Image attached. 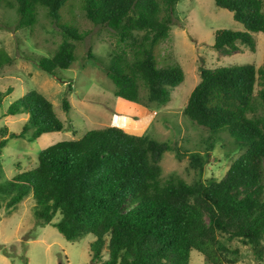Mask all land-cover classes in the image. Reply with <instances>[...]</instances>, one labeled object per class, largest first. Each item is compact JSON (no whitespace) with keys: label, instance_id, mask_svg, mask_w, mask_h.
<instances>
[{"label":"trees","instance_id":"16d2710c","mask_svg":"<svg viewBox=\"0 0 264 264\" xmlns=\"http://www.w3.org/2000/svg\"><path fill=\"white\" fill-rule=\"evenodd\" d=\"M67 0H0L14 7L16 28L31 27L38 9L56 22L61 41L48 57L26 56L46 73L56 75L75 59V43L86 30L58 23ZM72 3L74 0H71ZM179 0H80L79 8L96 26L113 30L117 45L110 50L106 76L114 95L126 101L163 105L170 90L184 79L176 63L161 62L157 44L168 35ZM232 12L242 30L217 29L212 48L228 54L238 43L255 50L253 33H264L262 0H214ZM90 57H94L89 52ZM11 58L0 54V66ZM183 113L209 131L205 155H187L199 178L188 182L174 174L161 180L159 164L169 141L128 133L115 125L86 131L76 140H59L37 154L35 167L0 183V208L8 213L27 196L35 201L39 224H52L68 241L92 234V259L103 264H189L190 252H200L209 264H234L241 258L234 240L247 246L257 263L264 258V65L253 63L199 69ZM259 88L255 91V86ZM70 85V84H69ZM11 88L0 91V103ZM63 107L69 108L64 99ZM23 114L19 132L0 136L2 149L13 137L34 141L43 133L65 127L52 103L39 91L27 90L1 115ZM7 128L0 132H7ZM226 132L243 152L219 178L201 179L214 142ZM27 134L29 136H27ZM19 168V163H17ZM57 216V220H53Z\"/></svg>","mask_w":264,"mask_h":264},{"label":"rangeland","instance_id":"374dc122","mask_svg":"<svg viewBox=\"0 0 264 264\" xmlns=\"http://www.w3.org/2000/svg\"><path fill=\"white\" fill-rule=\"evenodd\" d=\"M262 10L264 12V0ZM80 0H67L59 10L58 23L79 27L88 33L75 43V59L67 69H57L50 75L26 56H51L62 37L59 28L38 9L37 21L31 27L16 28L18 15L14 7H0V54L11 58L0 66V91L11 92L0 103V129L6 127L7 136L19 132L26 119L23 114L1 115L7 106L23 96L27 90L42 93L53 105L63 122L64 129L43 133L34 141L25 137L8 139L2 149L0 183L11 179L17 172L35 167L37 154L42 148L59 140H76L91 129L119 126L128 133L147 134L160 141H169L172 150L164 152L159 164L160 179L174 174L188 182L199 178L191 167L189 157L176 155L198 152L205 155L210 139L207 128L192 122L184 113L187 98L200 80L201 66L217 67L253 63L264 65V33H253L255 50L238 43V49L225 54L212 48L217 29L242 30L232 12L219 7L214 0H179L175 5L168 37L157 44L156 56L161 62L176 63L184 72L183 81L170 90L169 100L156 107L145 104V91L139 89L140 101H126L114 95V84L106 76L108 54L116 47L113 30L92 24L80 10ZM89 52L94 57L89 56ZM70 84V85H69ZM259 88L256 84L255 91ZM69 102L68 110L63 100ZM212 147L211 156L204 164L201 179L221 178L229 165L242 152L226 132L220 133ZM27 136H29L27 134ZM1 138V137H0ZM19 163V168L17 167ZM35 201L27 195L15 209L8 213L0 208V264H103L108 258L106 247L100 259H92L90 242L92 234L68 241L52 224H39L34 215ZM53 220H57V216ZM264 243V242H263ZM231 247H238L241 258L234 264L257 263L251 250L234 240ZM189 264H209L203 255L192 250Z\"/></svg>","mask_w":264,"mask_h":264}]
</instances>
